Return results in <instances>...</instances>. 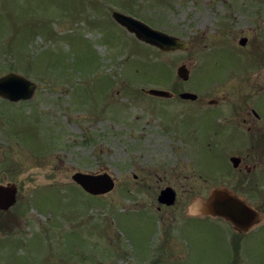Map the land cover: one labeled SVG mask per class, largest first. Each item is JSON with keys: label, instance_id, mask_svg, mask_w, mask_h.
<instances>
[{"label": "rangeland", "instance_id": "1", "mask_svg": "<svg viewBox=\"0 0 264 264\" xmlns=\"http://www.w3.org/2000/svg\"><path fill=\"white\" fill-rule=\"evenodd\" d=\"M114 11L190 48L140 42ZM184 64L188 82L177 75ZM10 72L37 87L28 101L0 97V183L18 186L16 206L0 211V264H264L259 230L242 238L222 219L188 214L216 186L245 196L224 154L189 152L215 111L145 93L184 89L207 107L228 97L214 110L240 125L232 109L254 94L246 78L264 88V0H0V78ZM193 168L209 180L196 175L190 192ZM77 172L108 173L116 187L92 197ZM168 183L178 200L166 209Z\"/></svg>", "mask_w": 264, "mask_h": 264}, {"label": "water", "instance_id": "2", "mask_svg": "<svg viewBox=\"0 0 264 264\" xmlns=\"http://www.w3.org/2000/svg\"><path fill=\"white\" fill-rule=\"evenodd\" d=\"M114 20L129 33L145 44L158 48L162 52L187 51L190 44L186 41L156 30L148 24L132 16L114 12ZM247 38L240 40L241 46H246ZM178 77L186 82L190 78L187 65H181L177 70ZM37 85L22 75L8 73L0 78V97L9 102L16 103L32 99ZM152 97L171 99L172 92L159 89L145 91ZM183 100L195 101L198 96L185 92L180 95ZM234 168H238V158H232ZM73 182L87 194L98 197L105 196L114 191L115 179L108 173L90 174L77 172L72 176ZM18 186L15 183H0V211L8 212L17 204ZM177 200V193L172 188L162 190L158 196L160 204L173 206ZM193 207L188 211L189 217L222 219L230 223L234 231L239 234H248L258 226L262 217L259 211L250 206L246 200L236 192L225 186L212 188L208 197H197L192 201Z\"/></svg>", "mask_w": 264, "mask_h": 264}, {"label": "flooded vegetation", "instance_id": "3", "mask_svg": "<svg viewBox=\"0 0 264 264\" xmlns=\"http://www.w3.org/2000/svg\"><path fill=\"white\" fill-rule=\"evenodd\" d=\"M246 82H248V89L251 88L249 83L254 87V94H244L242 97L241 105L233 107L232 109V111L235 112V115L232 116L237 117V120L241 118L240 125V121H232L229 119L222 120L220 116L221 114H218V111L214 110L215 107L220 106L219 104L226 102L228 97H223L221 100H210L208 101V104L213 107H207L205 101L201 98V95L197 94L198 99L195 101L182 100L180 98L181 93L190 91H186L184 89H181L180 91L179 89H176L175 91H171L174 94V97L171 99H167L174 100L178 97L182 101H189L196 104L198 108L205 109L207 110V112L213 113V111H215L214 113L216 114H213L211 118L213 120L215 119L214 121H216L217 124H212L211 121L213 120H211L208 130L205 131L204 137L206 138L195 141L192 144L191 151L189 152L193 156H196L197 154H201L202 148L203 150L207 148V150H209L211 154L222 153L226 156L228 163H230L232 167V171L229 172L228 175H236V177L238 178L236 188L245 193V196L243 197L245 198L246 202L253 208L257 209L262 217L261 223L248 234H239L235 232L233 226L229 223L232 230L242 238L247 237L255 230H259L261 234H264V111L259 110V107L261 105V96L264 92V88L260 87V80L251 82V80L249 81L248 77L246 78ZM198 102L202 103L198 105ZM216 118L220 119L217 120ZM199 132L201 133L202 129H200ZM232 158H238V168H234L233 163L231 162ZM202 173L193 168V173L185 175L186 179L189 178V180L193 181V183L188 184L187 191L195 192L200 190V188L198 187L200 186V184L197 180L194 179L196 175L199 177V181L200 179H204V182L209 180ZM134 179L137 180L138 177L134 176ZM169 187L177 193L178 189H174L171 186V183H168L167 187H165L164 189ZM150 188L151 185L147 187V189ZM195 198L196 197H193L190 200L192 201ZM191 201L189 203H191ZM176 203L173 206H175ZM160 205H162L166 209L173 207L164 204ZM160 209L161 208H159V210ZM236 248H238V242H235V249Z\"/></svg>", "mask_w": 264, "mask_h": 264}, {"label": "trees", "instance_id": "4", "mask_svg": "<svg viewBox=\"0 0 264 264\" xmlns=\"http://www.w3.org/2000/svg\"><path fill=\"white\" fill-rule=\"evenodd\" d=\"M237 252H238V248H236Z\"/></svg>", "mask_w": 264, "mask_h": 264}]
</instances>
